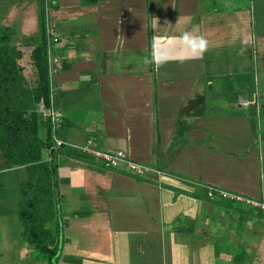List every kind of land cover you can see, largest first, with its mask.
Listing matches in <instances>:
<instances>
[{
  "label": "crops",
  "instance_id": "crops-1",
  "mask_svg": "<svg viewBox=\"0 0 264 264\" xmlns=\"http://www.w3.org/2000/svg\"><path fill=\"white\" fill-rule=\"evenodd\" d=\"M47 2L61 139L92 138L155 170L138 176L57 147L59 213L48 226L62 228L59 264H255L264 217L206 190L264 197V90L245 68L258 50L264 63V0ZM40 12V0H0L17 48L39 43ZM25 176L0 150L1 258L50 264L23 235Z\"/></svg>",
  "mask_w": 264,
  "mask_h": 264
},
{
  "label": "trees",
  "instance_id": "trees-1",
  "mask_svg": "<svg viewBox=\"0 0 264 264\" xmlns=\"http://www.w3.org/2000/svg\"><path fill=\"white\" fill-rule=\"evenodd\" d=\"M97 1L81 0L82 3L90 5L96 4ZM47 3V0H40L41 37L32 51H23L13 45V29L10 26L4 25V28L0 29V150L8 168L24 167L26 172L20 185L18 210L25 239L40 257L47 259L50 264H59L62 228L58 226L53 230L48 223L59 213V164L56 159L55 137L61 138L62 120L60 125L55 127L51 118L45 117L39 109L40 106L47 109L55 107L51 97L48 61ZM28 52L29 63L37 73L34 84L28 82L24 73L25 67L19 61ZM221 199L231 205L248 206L244 202L222 197ZM249 207L255 210V207ZM256 213L264 217L259 209ZM220 247L221 245H218L216 248L217 252L221 250ZM245 254L243 247L237 251L234 260L243 263Z\"/></svg>",
  "mask_w": 264,
  "mask_h": 264
},
{
  "label": "built area",
  "instance_id": "built-area-1",
  "mask_svg": "<svg viewBox=\"0 0 264 264\" xmlns=\"http://www.w3.org/2000/svg\"><path fill=\"white\" fill-rule=\"evenodd\" d=\"M47 31L49 36H51L53 29L51 27H47ZM51 38L49 37V42ZM53 40L56 42L58 41L57 38H53ZM49 56V72L51 76V97L52 102H54V85L52 82V75L55 72V62H57L56 58H52L51 52L48 50ZM244 104H247L244 103ZM44 113L45 117H50L52 123L55 127L60 125V122L62 120V113L56 109L55 107H52L51 109H47L44 106H40L39 108ZM56 145L55 147H60L62 145H69L73 147L74 149H78L79 151L94 156L98 159H101L106 167L109 168H126L129 172L134 173L138 176H147L152 171H155L151 166L135 160L129 153L125 152L124 150H114V151H107L102 150L96 147L94 139L88 138L84 143L82 144H70L67 141L55 137ZM158 172V171H157ZM207 193L208 196L213 197L216 194H218L222 198H227L233 201L237 202H244L250 206H253L257 209H259L264 214V197L262 199H255V198H249L242 194L231 192L225 189H219L215 186H208L207 187Z\"/></svg>",
  "mask_w": 264,
  "mask_h": 264
},
{
  "label": "rangeland",
  "instance_id": "rangeland-1",
  "mask_svg": "<svg viewBox=\"0 0 264 264\" xmlns=\"http://www.w3.org/2000/svg\"><path fill=\"white\" fill-rule=\"evenodd\" d=\"M7 4H9V2L6 1L5 5H7ZM3 15H4L3 13H0V29L4 28L3 27L4 25H2L4 22L5 23H13V20H14V18H11L10 16L3 17ZM10 20H12V21L10 22ZM11 25L15 27V25H13V24H11ZM16 26H17V23H16ZM14 38H15V36L13 34L12 35V43H13V45H15ZM26 38L31 42V40L29 39L28 36H26ZM26 50L27 49H25L24 51H26ZM28 54H29V52L24 56V58L20 59L19 61L23 65V67H25L24 73L27 75L28 82H33V84H34V80L33 79L35 78L36 72L33 71L34 67L29 63V55ZM247 64H251V63L248 62ZM245 68H246L247 71H251L252 70V72H248V76L250 78H252L253 80L257 81L260 84L261 90H264V63H263V58H262L261 51H259V50L256 51L255 57L253 59V63L251 65L246 66ZM257 82H254V83L256 84ZM88 109H89L88 102L84 103V106H82L80 108L81 115H82V113H85V112L89 111ZM260 119H262V122L261 121L260 122L264 126V116H262ZM70 144H75V143L70 142ZM107 168H109V167H107ZM254 209L255 210H252V211L256 212L257 208H254ZM10 228H11V232L15 231V229H16V228L14 229V227H12V226H10ZM20 228L21 227L19 225V229ZM12 235H14L13 232H12ZM263 236H264V233H262V236L259 238V240H260L259 241V245L261 246L260 250H259V255L260 256L258 255V257L256 258L255 264H264V238H263ZM255 243H257V242H255ZM4 254L6 255V257H4V258H1V254H0V264H3L6 260H12V262H14L13 258L15 257L16 253H14L10 258L8 257L9 256V252L4 251ZM33 257H35V256H33ZM46 263L48 264L47 261H46Z\"/></svg>",
  "mask_w": 264,
  "mask_h": 264
}]
</instances>
